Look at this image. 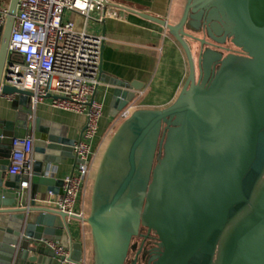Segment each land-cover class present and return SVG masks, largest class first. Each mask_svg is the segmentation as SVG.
<instances>
[{
  "label": "water",
  "instance_id": "water-1",
  "mask_svg": "<svg viewBox=\"0 0 264 264\" xmlns=\"http://www.w3.org/2000/svg\"><path fill=\"white\" fill-rule=\"evenodd\" d=\"M19 0L0 28V264H57L41 239L58 240L80 260L67 218L90 227L93 264H123L140 226L158 236L153 264H264V0H186L179 22L146 15L180 43L189 75L164 108H139L122 121L98 166L87 216L40 204L64 180L53 164L75 158L67 127L37 116L31 92L7 82V54ZM227 39L242 54L226 55ZM191 41L201 43L198 50ZM209 45V47H205ZM110 114L135 99L134 82L115 80ZM11 110V111H10ZM85 128V127H84ZM84 130V129H83ZM31 138L34 175L9 173L15 140Z\"/></svg>",
  "mask_w": 264,
  "mask_h": 264
},
{
  "label": "built area",
  "instance_id": "built-area-1",
  "mask_svg": "<svg viewBox=\"0 0 264 264\" xmlns=\"http://www.w3.org/2000/svg\"><path fill=\"white\" fill-rule=\"evenodd\" d=\"M109 0H19L7 54V82L31 92L35 109L50 100V105L65 111L84 114L85 128L73 146L75 168L63 180V194L50 190L39 196L40 204L84 216L75 210L82 184L90 176L104 104L97 99L101 83L103 36L90 33L87 23L95 11H103ZM11 0H0V28L4 27ZM83 19L79 26L69 15ZM111 16L117 13H109ZM10 99L13 95L6 96ZM132 114L127 106L117 116L121 122ZM31 138L15 140L10 155L9 173L26 176L22 186L29 187L34 175ZM56 164L51 165L55 168ZM55 173L49 170L47 174ZM40 244L53 251L57 264H86L85 248L80 260L72 257L73 249L60 241L41 239Z\"/></svg>",
  "mask_w": 264,
  "mask_h": 264
},
{
  "label": "crops",
  "instance_id": "crops-1",
  "mask_svg": "<svg viewBox=\"0 0 264 264\" xmlns=\"http://www.w3.org/2000/svg\"><path fill=\"white\" fill-rule=\"evenodd\" d=\"M185 4L186 0H109L105 9L107 16L104 17L103 11L91 14L87 30L103 36V73L115 80L134 82L140 87L129 105L132 112L139 108H164L170 105L187 80L189 63L182 46L165 26L146 17L162 18L175 24L182 17ZM112 12L118 15H109ZM69 15L79 26L82 25L80 15ZM191 44L194 48V42ZM113 89L114 85L101 78L96 96L104 104V113L93 143L94 163L97 156L101 158L109 138L122 123L110 114ZM49 102L46 99L38 104L35 108L36 115L66 126L68 137L78 139L86 124L85 115L55 108ZM11 103L12 99L0 95V112L10 109ZM54 167L55 175L64 179L73 172L75 160L67 158L64 163H58ZM90 183L91 173L81 186L75 207L84 216L89 213L86 202ZM67 223L74 241L82 242L86 252V228L89 225L83 219L71 217L67 218Z\"/></svg>",
  "mask_w": 264,
  "mask_h": 264
},
{
  "label": "flooded vegetation",
  "instance_id": "flooded-vegetation-1",
  "mask_svg": "<svg viewBox=\"0 0 264 264\" xmlns=\"http://www.w3.org/2000/svg\"><path fill=\"white\" fill-rule=\"evenodd\" d=\"M192 33L213 43L215 46L210 47L223 53V55H226L229 52L243 53L241 49L233 45L229 39L224 43L218 44L202 29L199 31H193ZM191 42H194V47L198 50L201 43L199 41ZM205 47H209V45L205 44ZM160 252L161 248L159 247V240L156 233L154 231L148 232L147 227L141 225L139 235L134 238L133 247L128 251L123 264H153Z\"/></svg>",
  "mask_w": 264,
  "mask_h": 264
},
{
  "label": "rangeland",
  "instance_id": "rangeland-1",
  "mask_svg": "<svg viewBox=\"0 0 264 264\" xmlns=\"http://www.w3.org/2000/svg\"><path fill=\"white\" fill-rule=\"evenodd\" d=\"M195 52H196V48H195ZM111 138H109L108 143L110 142ZM99 158H100L99 156L96 157L95 163H94V165L92 167V170H91V183H90V186H89L88 199H87V202H86L87 203L86 204L87 211L90 210V208H89L90 207L89 206V200L90 199L89 198H91L94 179H95V176H96V173H97V170H98V166H99L100 161L102 159V156H101L100 159ZM86 232H87V234H86L87 235V244H86V252H85L86 253V264H93V262H94V246H93L91 230H90L89 226L86 228Z\"/></svg>",
  "mask_w": 264,
  "mask_h": 264
}]
</instances>
